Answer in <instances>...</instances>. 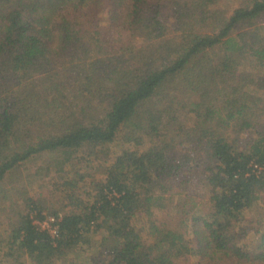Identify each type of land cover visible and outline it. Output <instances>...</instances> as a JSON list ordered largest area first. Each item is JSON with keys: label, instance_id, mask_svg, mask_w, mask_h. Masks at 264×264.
<instances>
[{"label": "trees", "instance_id": "obj_1", "mask_svg": "<svg viewBox=\"0 0 264 264\" xmlns=\"http://www.w3.org/2000/svg\"><path fill=\"white\" fill-rule=\"evenodd\" d=\"M258 202L264 0H0L2 264H264Z\"/></svg>", "mask_w": 264, "mask_h": 264}, {"label": "rangeland", "instance_id": "obj_2", "mask_svg": "<svg viewBox=\"0 0 264 264\" xmlns=\"http://www.w3.org/2000/svg\"><path fill=\"white\" fill-rule=\"evenodd\" d=\"M248 0H218V7L223 9L224 13L231 15L232 12L234 11V9H238L239 7H241V5L243 4H247ZM97 168V167H96ZM90 173V177H94V178H101L102 173L99 171H96L95 169ZM66 174H62V176L64 177ZM60 175L58 174H52L49 177L43 179L42 181H38L35 184H33L31 187H29V191L26 192L27 194H29V196H41L49 201H51L52 203H56L57 207L60 208L62 206H65V202L62 201V193L59 192L60 190H62V187L60 186V183L62 182L60 180ZM200 179V178H199ZM198 179H196V182L194 183L193 187L194 190L197 191V193L199 196L195 199L197 207L195 208V211H200V212H206L208 209V194L206 191L202 190V188L200 187V181H197ZM197 196V195H195ZM185 196L183 195V198ZM181 198V197H180ZM18 202V201H17ZM17 205L23 206L22 202H18ZM15 206L13 209H18V206ZM69 208V206H67ZM21 208V207H20ZM13 215L14 212L12 211L11 207H9V209L7 211L4 212V214H2V216H0V262L1 264L3 263V260L5 259L4 257V243H3V236L5 235V233L10 229V221L11 219H13ZM153 216H158V217H162L163 216L167 217V218H172L174 216L173 212H168V213H164V212H160L157 210H154ZM244 217L246 219H249L252 223L258 221V220H264V207L263 204H261V202H258L251 210L247 211L244 214ZM262 222V221H261ZM264 223V222H263ZM42 228L45 229L44 223L41 224ZM50 226L47 225L46 228H49ZM97 241H100L99 237H95L94 238V244L98 245ZM103 242H101L102 244ZM101 245H100V249H101ZM79 254H81L83 257H94L95 251L94 250H90L89 248L85 247L83 248V250L79 251ZM67 259H71V258H67ZM74 259V258H73ZM72 260V259H71ZM194 260H191L190 262L184 263V264H193ZM19 264H30V262L26 259V257L20 258V262ZM56 264H73V261L70 260H66L63 259L59 262H57Z\"/></svg>", "mask_w": 264, "mask_h": 264}, {"label": "built area", "instance_id": "obj_3", "mask_svg": "<svg viewBox=\"0 0 264 264\" xmlns=\"http://www.w3.org/2000/svg\"><path fill=\"white\" fill-rule=\"evenodd\" d=\"M55 223V219L53 218H48V220H46V222L44 223V228H46L47 225H49L50 227L48 228L50 233L52 234V236H57V227H53L51 224ZM39 224V223H37ZM41 225V224H40Z\"/></svg>", "mask_w": 264, "mask_h": 264}]
</instances>
